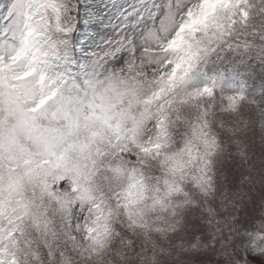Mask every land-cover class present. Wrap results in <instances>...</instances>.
I'll list each match as a JSON object with an SVG mask.
<instances>
[{"label":"snow or ice","instance_id":"snow-or-ice-1","mask_svg":"<svg viewBox=\"0 0 264 264\" xmlns=\"http://www.w3.org/2000/svg\"><path fill=\"white\" fill-rule=\"evenodd\" d=\"M0 264H264V0H0Z\"/></svg>","mask_w":264,"mask_h":264}]
</instances>
